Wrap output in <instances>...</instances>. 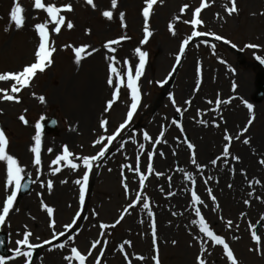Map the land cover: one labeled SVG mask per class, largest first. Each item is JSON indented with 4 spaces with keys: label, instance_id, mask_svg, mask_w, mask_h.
<instances>
[{
    "label": "rangeland",
    "instance_id": "obj_1",
    "mask_svg": "<svg viewBox=\"0 0 264 264\" xmlns=\"http://www.w3.org/2000/svg\"><path fill=\"white\" fill-rule=\"evenodd\" d=\"M19 2L25 9V24L22 29L17 30L8 17L12 0H0V73L19 71L34 61L38 37L33 25L46 19L43 11L33 9L32 0ZM45 2L57 6L70 3L74 10L61 14L65 15L66 21H72L74 27L69 30L65 24L61 32L56 34L51 31L54 25L50 24V40L54 42L56 48L52 66L43 73H37L30 87L14 94L20 103L0 99V128L5 131L9 140L7 151L19 160L21 166L25 168L24 180L29 179L32 184L28 194L17 197L5 224L0 226V233H5L8 238L9 255L5 258L7 264H24L23 257L14 260L8 258L12 256V250L16 247L15 241L22 238L25 230L32 233L30 243L41 245L32 250L31 264H67L63 257L70 255L71 247H76L82 254H87L95 240H101V244L92 250L86 264H95L101 248L104 249L101 264H128L124 254L119 251V245L124 240H129L132 244V247L125 246L131 264H154L151 259L153 252L150 220L140 206L129 209L121 223L115 228L105 229L103 236L100 235L99 225L113 224L123 208L135 198V192L139 191L138 177L134 172L123 169L130 193L126 197L121 183V165L135 167L136 157L139 155L141 169L146 172L147 153L153 151L155 138L159 136L161 130L164 131L165 142L155 146L153 166L156 172H162L164 175L159 178L155 174L150 175L144 189L155 215L160 264H195L199 249V245L192 239L193 235L198 234V229L190 223L194 214L185 206L187 210L189 209L188 217L184 219L186 220L184 224L177 225L176 215L172 214L174 202L171 200L174 196L167 195L168 191H173L178 194V199L184 197L183 200L185 199L189 205L190 193L185 191V188L191 187V184L185 181L183 173L178 171L182 165L187 169L193 167L186 145L179 143L185 137L195 145L196 156L200 147L204 149L203 159L198 163L206 165L204 177L209 175L213 177L206 186L201 174L196 169H193L194 173L191 171L197 179V193L208 205L201 206L205 219L213 230L229 243L239 264H264V221L257 225L261 237V254L249 251L250 248L254 249L256 244L251 240L248 227L249 222L256 224L261 215H264V203H261V200H264V165L260 163L264 160V98L259 101L253 99L257 72L241 66L237 55L231 52V49L240 52L244 60L258 62L264 69V63L257 59V57L264 59V0H236L238 13L231 16L225 11L226 6L231 7L230 0H205L210 6L202 10L200 18L203 26L197 30L213 32L229 43L226 44L223 40L216 41L209 36L193 38L175 71L173 66L176 64L175 57L179 54V46L193 30L190 24L183 21L192 18V12L200 5L201 0H157L149 20L153 34L144 45H140L139 42L143 39L141 13L145 0H118V7L113 10L114 18L111 21L101 15L102 11L111 10V0H93L95 10L86 4L85 0ZM184 4H188L189 8L181 14L180 8ZM120 12L125 13L126 28L120 26ZM217 14L223 19L217 18ZM173 16H179V20L174 22L175 36L168 30V24L172 22ZM5 27L9 28L8 32L4 31ZM87 30H90V34H86ZM125 35L130 39L114 46L116 47L114 55L120 61L118 68H122L124 59H128L134 70L138 63V58L134 55L136 47H141L148 53L139 81L141 102L133 120L109 145L105 157L94 163L89 172L85 203L81 205L79 185L74 181L82 179L86 171L82 161H73L80 165L75 171L61 162V170L55 175H52V169L57 166L52 165L51 168L49 166L56 155L61 154L65 145L74 157L95 155L107 141L95 146L94 141L101 135L112 134L123 122L131 103L126 87L121 88L119 99L113 107L107 112L104 111L113 90L107 84L108 61L105 60V56L113 54L108 53L102 45L109 39ZM69 44L73 46L87 44L98 51L77 66L71 48L64 47ZM246 44H255L259 47L246 48ZM198 64L201 67V75L200 86L197 89ZM169 73H172L171 76ZM12 83L14 82L0 81V89H7L10 92ZM91 84L95 86L97 101L88 108L91 115L85 120L77 121L75 111L78 97L80 93L87 91ZM233 84L236 85L235 90ZM218 95L222 100H230V103L222 104L218 111L213 112L211 109L216 107L215 100ZM39 96L45 97L44 103L37 99ZM170 96L172 99H169ZM185 101H190V104H186ZM245 102L253 105L254 120L244 136L236 140L235 135L247 124L250 116ZM177 107L181 112L177 113ZM198 111L200 115L197 114ZM20 115L26 117L29 122L27 125L18 119ZM40 116H44L45 120L55 119L57 126L52 133H46L41 129L42 166L40 179L37 181L36 169L31 163L33 154L29 152V147L33 144L34 125ZM102 119L108 121L107 132L99 127ZM201 119L208 121L207 127L198 123ZM45 120L41 121V124ZM173 120L181 124L183 133L173 125ZM213 122L219 124V127H213ZM225 129L234 138L230 152L239 156L240 162L231 161L229 157L227 164L221 160L214 167L210 160L222 152L223 144L226 143L223 141ZM144 132L152 137L151 141H144ZM67 135L69 139L65 141ZM245 138L250 139L248 145L242 143ZM132 139L136 140L135 144L132 143ZM52 142L56 143L58 150L54 149L49 153L48 144ZM139 144L145 145L143 151L139 150ZM252 146L259 147L260 151L258 150L259 153L253 157L252 163L245 164L240 169V172L244 171L247 180L242 175L239 180L244 183L243 187L234 186L230 177L233 173L228 169H235L234 165L241 163L244 150L255 151ZM174 150L176 155L173 161L166 164L167 152L171 151L173 154ZM160 152L165 155L161 157ZM204 157L209 161L205 162ZM4 169V164L0 163V201L5 196ZM27 173L31 176L29 177ZM174 174L181 177L182 183L178 182ZM168 177H171L170 183ZM252 179H258L261 183L249 188L247 181ZM48 180L53 182L51 192L46 186ZM40 182L45 184L44 188L40 187ZM229 184H232L231 188L228 187ZM206 187H211L217 198L219 208L215 212L211 210L213 204L208 198ZM249 191L254 193L253 197L247 195ZM256 196H260L261 200L255 199ZM245 199L250 200L249 206L243 203ZM41 201L54 208V231L57 234L64 232V235L56 240H52L53 229L48 227L49 217L41 209ZM78 211L80 217L76 218L77 223L71 229L65 230V225L72 223ZM241 212L245 213L244 217H241ZM229 219L233 221L230 229L225 225V221ZM69 236L72 237L71 240L68 239ZM234 236L238 239H233ZM45 240H52V243L44 244ZM104 240L108 241L107 245L103 244ZM172 241H175V244ZM58 244H64L65 247L63 249L54 247ZM208 253L205 254L207 264H227L221 246L212 247L209 243ZM137 256H143L144 259L138 260ZM73 264L78 262L74 261Z\"/></svg>",
    "mask_w": 264,
    "mask_h": 264
},
{
    "label": "snow or ice",
    "instance_id": "obj_2",
    "mask_svg": "<svg viewBox=\"0 0 264 264\" xmlns=\"http://www.w3.org/2000/svg\"><path fill=\"white\" fill-rule=\"evenodd\" d=\"M85 3L90 5L94 10L96 9V5L93 2V0H85ZM157 3V0H145V6L142 9V17H143V39L140 40V45H144L148 42L149 38L152 36V31L150 30V16L152 14L153 6ZM231 7H225V11L229 16L233 15L234 13H238V8L236 5V0H230ZM210 5L205 2V0H201V3L198 7L194 9L192 12V18L190 20H185L183 23L190 24L192 27L191 35L187 38H185L180 46H179V54L176 55L175 61L176 64L173 66V71H175L176 65H179L181 62V58L185 53L186 47L189 45L190 40L193 38H199L203 36H209L212 37L216 41L223 40L224 43H229L227 40H224L223 37L220 35H217L213 32H201L198 29V27L203 26V21L200 18L201 12L203 9L208 8ZM32 7L35 10L43 11L46 14V19L42 22L36 23L33 25V30L35 31L37 37H38V43L34 50V61L30 64H26L23 66V68L19 71L15 72H3L0 73V81H13L11 85L10 92L7 89H0V99L4 101H13L15 103H20L21 101L19 98L14 95L16 93H19L22 89L30 87L31 81L34 79V77L37 75V73H43L47 68L51 67L53 64V54L56 52V48L54 46V42L50 40V31H49V25H54V27L51 29L52 32H55L56 34H59L61 32V29L63 26L71 30L74 27V24L72 21L68 20L66 21L65 15H62L61 13H68L72 12L74 9L72 5L65 4L62 6H57L54 3H47L45 0H32ZM118 7V0H111V10H104L101 12V15L111 21L114 18V12ZM189 8L188 4H184L180 8V13L184 14L186 10ZM25 9L19 2V0H12V5L10 8V11L8 13L9 21L11 24L15 26L17 30L22 29L25 24V16H24ZM120 26L121 28H126L127 25L125 23V13L120 12ZM217 18L223 19L222 17H219V14H217ZM35 19V17H34ZM176 20H179V16H173L172 22H169L168 24V30L169 32L175 36L176 32L174 30V22ZM5 32L9 31L8 27L4 28ZM86 34H90V30L86 31ZM130 39V37L120 36L117 39H109L107 40L102 47L108 52L113 55H107L105 56V60L108 61L107 64V84L110 88H112L111 92V98L107 100L104 111H109L113 105L117 102L120 95V90L122 87H126L129 90L130 94V100L131 103L128 106L126 116L122 123L119 124V126L115 129V131L107 136L101 135L94 141L95 145H101L103 141H107V143H104L101 147L100 151L97 152L95 155L92 156H82V157H74L73 153L69 151L68 147L65 145L63 146L61 150V154L56 155L55 159L51 161V165L49 166L51 168L52 165H56L57 167L52 169V175H55L57 172L61 170L60 164L63 162L64 166L72 169L77 170L80 165L73 162L74 160L82 161V165L86 171L83 174L82 179H77L74 181L76 185H79V202L81 205H84L85 203V193L86 188L89 180V172L91 171L93 165L95 162L101 161L106 153L109 150V145L112 144L114 140L118 136H120L122 130L126 129V127L130 124V122L133 120V117L135 113L137 112V109L141 102V91L139 87V81L141 76L143 75V70L146 64V60L148 57V53L146 51H143L141 47H136L134 49V55L138 58V63H136L134 70L131 62L128 59L123 60V66L122 68H118L117 65L120 64V61L117 60L114 53L116 52L117 45H120L123 41ZM65 48H71L72 53L74 55V63L79 66L82 62V60L86 59L87 57H90L94 52L98 51V49L92 48L91 45L83 44L80 46H73L71 44L65 45ZM235 47V45H233ZM246 48H257L258 45L255 44H246ZM258 60H260L261 63H264V59H261L260 57H257ZM221 63H224L221 61ZM172 73H169V76H171ZM196 86L197 89L200 86V75H201V67L199 64L196 68ZM236 85L233 84V90H235ZM11 93V94H10ZM37 99L41 102H45L44 96H39ZM169 99H172L170 96ZM173 103L175 101L173 100ZM186 104H190V101H185ZM208 103H212V101H208ZM230 103V100H222L219 98V95L217 96V99L215 100L216 107L211 109V111L215 112L218 111L220 106L222 104H228ZM245 106L248 109V112L250 114L249 119L247 121V124L235 135L236 140H240L242 136L248 131V128L251 126L254 120L253 113V105L251 103L245 102ZM177 113L181 112V109L179 107L176 108ZM200 115V112L197 113ZM18 119L25 125H27L29 122L26 119L24 115H20ZM45 120L44 116H40L39 119L36 121L34 128L35 133L32 136L33 144L29 147V152L33 154L32 158V165L36 169V179L39 181L40 175H41V166H42V160H41V147H42V138H41V121ZM55 123V121H53ZM173 125H175L176 128L180 129L181 133H183V128L180 123H178L176 120L172 121ZM198 123L204 125L205 127L208 126V121L206 120H199ZM107 120H100L99 127L103 129L105 132H107ZM213 127H219V124L213 122ZM164 137V131L161 130L159 136L155 138L154 144H153V151H150L147 153V167L146 172L142 171L141 169V161L140 156L137 155L136 157V163L135 167L128 165V164H122L121 165V183L124 188L125 196H129V187L126 183L127 177L124 175L123 169H127L130 172H134L135 176L138 177V184H139V191L135 192V198L131 200L130 203H128L123 210L120 212L119 217L115 220V222L111 225L101 223L99 225V228L101 230L100 235H105L104 230L108 228H115L117 225L121 223V221L125 218V215L129 213V209L136 208L137 206H140L141 210L146 212L147 216L150 220V229H151V243H152V252L153 255L151 259L153 260L154 264H160L159 260V247H158V236H157V226L155 221V215L154 212L151 210L150 207V199L149 197L144 193V189L146 186V181L149 179V176L152 174H155L158 178L160 176H163L164 173L162 172H156L153 166V158L155 154V146L159 145L163 142ZM143 139L144 141H151L152 137L147 132L143 133ZM233 136L229 134L228 130L225 129L223 134V141L226 143L223 144V149L220 155H217L214 159L210 160V164L212 166H217L218 161L223 160L225 164L229 162V157L231 158V161L240 162V157L237 155H233L230 152V148L233 142ZM132 143H136L135 139H132ZM179 143H183L186 145V148L190 154L189 159L190 163L195 167V169L201 174L203 178V183L207 186L209 182L213 179L212 176H203L204 170L206 165H201L197 161L196 156V147L193 143H191L187 137L183 139V141H179ZM242 143L244 145H248L250 143V139L245 138L243 139ZM9 144V140L6 136L5 131L0 128V163H3L5 166V180H4V190H5V196L2 201H0V226L5 224L6 218L9 216L10 212L14 208V203L17 199L18 192L21 191L22 187L27 188L28 183L22 184V181L24 180L25 174V168L21 166L19 160L12 154H9L7 151ZM122 146V145H121ZM139 150L143 151L145 148L144 144L138 145ZM49 153H51L53 150L51 148L48 149ZM159 155L163 157L165 154L163 152H160ZM173 155H176L175 150L173 151ZM260 163L264 165V160H261ZM230 172L235 174V169L230 168L228 169ZM178 171L183 173V179L187 182H190L191 187L185 188V191L190 193V202H189V208L191 209L192 213L194 214V218L191 219L190 223L195 228L198 229V234L193 235L192 239L193 241L199 245L198 254L195 257V264H207V260L205 259V254L208 253V245L211 244L212 247L215 246H221L223 251V256L226 258L227 264H239V261L235 257V254L233 250L231 249L228 242H226L225 238L221 235H218L213 228L210 226L209 222L205 219V216L202 214L201 206L208 207L207 204H205V201L198 195L196 190V184L197 179L193 175L192 172L186 171L183 168L178 169ZM27 175L30 177L31 174L27 173ZM241 175L245 176V179L247 180V176L245 175L244 171L241 170ZM169 183L171 182V177H168ZM248 186L249 188H253L255 185H259L261 183L258 179H252L248 180ZM61 183H65V181H61ZM47 189L49 192L53 189V182L51 180L47 181ZM40 187L44 188L45 184L43 182H40ZM229 188L232 187V184L228 185ZM163 191V189H161ZM208 198L212 201L213 207L212 211H216L219 208V204L217 202L216 196L213 194V189L211 187H206ZM39 196L40 194L37 193ZM168 196H175L176 193L173 191L167 192ZM249 197H253L254 193L252 191H249L247 194ZM255 199L261 200L260 196H256ZM243 203L246 206L250 205V200L245 199ZM261 203H264V200H261ZM41 209L46 212L47 216L49 217V224L48 227L50 229H53L52 232V240L58 239L59 236H63L64 232H61L57 234L54 231L55 228V221H54V208L48 206L46 203L41 201ZM18 211V209H16ZM95 215V213H93ZM173 215H176L175 212L172 213ZM241 217L245 216L244 212L240 213ZM80 217V212L78 211L76 213V217L73 218L72 223L65 225V230L71 229L74 224L77 223V219ZM223 220V217H221ZM261 221H264V215H261L260 220L256 222V224H252L249 222V230L251 234V240L256 244V247L250 248L249 251H255L257 254H261V237L258 234V228L257 225L260 224ZM225 225L227 228H231L233 225V221L231 219L225 221ZM238 227V226H237ZM32 236V233L28 230L23 231L22 238L17 239L15 241L16 247L12 250V256L8 259H16L18 257L24 258V264H31L32 259V250L38 247H41L40 244H33L30 243V238ZM69 240L72 239L71 236L68 237ZM233 239H238V237H233ZM52 240H45L44 244H51ZM108 241L104 240L103 244L107 245ZM173 244H175V241H172ZM101 244V240H95L92 242L91 247L88 249L87 254H82L76 247H71L70 249V255H65L63 257L64 261L67 262V264H73L74 261L78 262V264H86V261L88 257L92 255V250L97 247V245ZM125 246L132 247L131 241L124 240L122 244L119 245V251L124 254L125 261L128 262V264H131V261L129 260L128 254L125 251ZM56 248L63 249L65 247L64 244H58L55 245ZM51 250V249H50ZM210 254V253H208ZM104 255V249L101 248L100 254L96 257L95 264H101V257ZM136 259L143 260V256H137ZM0 264H7L5 257L0 256Z\"/></svg>",
    "mask_w": 264,
    "mask_h": 264
},
{
    "label": "bare ground",
    "instance_id": "obj_3",
    "mask_svg": "<svg viewBox=\"0 0 264 264\" xmlns=\"http://www.w3.org/2000/svg\"><path fill=\"white\" fill-rule=\"evenodd\" d=\"M89 89L87 91H84L82 94L80 93L79 97H78V102H77V110L75 111L76 114H75V117L76 120L78 121L83 119H87L89 115H91L89 113V106L94 104L96 101H97V93H96V90H95V86L93 84H91V86H88ZM190 124H193V122H190ZM194 125V124H193ZM215 137V136H214ZM69 139V135H67L64 140L67 141ZM49 148H51L52 150H58L56 149V143H49L48 144ZM253 148H255V151H251V150H244L243 151V159L241 160V163L240 164H236L234 165L235 166V174L234 175H231V181H232V184L234 186H238L240 185L241 187H243L244 183H241L239 178H241V172H240V169H242V166L245 165V164H249V163H252L253 161V157L259 153L258 150L260 151V148L259 147H255V146H252ZM203 156H204V149L202 147H200L198 150H197V161H202L203 159ZM175 155L172 154L171 151H168L167 152V155H166V159H165V162L166 164L169 163V162H172L173 159H174ZM205 162L209 161V159H207L206 157H204ZM181 168L185 169L186 171H189V172H193L194 173V170L195 167L193 166L191 169H187L186 167H184L183 165L181 166ZM24 175V174H22ZM25 176V175H24ZM174 176H176V179L178 180L179 183H182V179L181 177L178 175V174H174ZM184 198V197H183ZM183 198L181 199H178V194L175 195L173 198H172V205L174 206L173 211L176 213V219H177V225L180 224H184V222L186 220V217L187 216V210L186 207H189L187 204H186V200ZM186 206V207H185Z\"/></svg>",
    "mask_w": 264,
    "mask_h": 264
},
{
    "label": "water",
    "instance_id": "obj_4",
    "mask_svg": "<svg viewBox=\"0 0 264 264\" xmlns=\"http://www.w3.org/2000/svg\"><path fill=\"white\" fill-rule=\"evenodd\" d=\"M264 96V73L260 72L258 74V81H257V95L256 98H262ZM54 120L50 119L43 123V128L46 132H52L56 128V122L53 123ZM28 183V187L25 189L22 187L19 195L22 196L29 192L30 190V181L27 179L23 182ZM8 255L6 251V236L0 234V256L6 257Z\"/></svg>",
    "mask_w": 264,
    "mask_h": 264
}]
</instances>
